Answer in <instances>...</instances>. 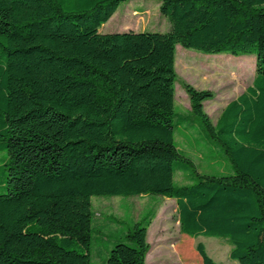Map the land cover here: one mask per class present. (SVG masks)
Returning <instances> with one entry per match:
<instances>
[{
    "label": "trees",
    "instance_id": "1",
    "mask_svg": "<svg viewBox=\"0 0 264 264\" xmlns=\"http://www.w3.org/2000/svg\"><path fill=\"white\" fill-rule=\"evenodd\" d=\"M127 1L0 0V264H98L92 197L149 194L175 199L180 233L227 239L231 260L264 264V0H157L168 31L98 32ZM177 44L256 54L251 85L215 125L212 93L183 86L229 174L184 173ZM179 171L191 183L174 185ZM153 212L113 234L103 264H146Z\"/></svg>",
    "mask_w": 264,
    "mask_h": 264
},
{
    "label": "rangeland",
    "instance_id": "2",
    "mask_svg": "<svg viewBox=\"0 0 264 264\" xmlns=\"http://www.w3.org/2000/svg\"><path fill=\"white\" fill-rule=\"evenodd\" d=\"M146 7L142 11V7ZM138 6L137 9L134 7ZM170 29L167 18L159 11L157 0H129L122 2L110 19L103 23L98 32L110 33L121 30L158 31ZM231 58V59H230ZM233 60V61H231ZM256 54L233 55L228 52L210 54L195 48H175L174 68V109L189 116L188 120L176 127L175 141L178 150L191 166L184 171L203 175L231 173V164L223 150L216 145L190 113L189 98L184 90L187 83L197 90H208L212 97L203 102V109L215 125L227 100L237 97L255 76ZM186 122H190L189 125ZM186 127L187 129H184ZM6 154V152H5ZM182 171V170H181ZM191 183L179 171L174 176V185ZM94 224L103 238L92 242L93 261L103 264L105 246L113 236L121 235L132 222L153 209V218L147 229L146 240L149 249L146 264H202L195 247L202 243L207 254L218 264H238L229 258L231 244L227 239L217 237H191L179 232L176 202L174 198L160 195L141 196H94L91 199ZM113 218L114 221L109 219ZM114 234V235H113Z\"/></svg>",
    "mask_w": 264,
    "mask_h": 264
},
{
    "label": "crops",
    "instance_id": "3",
    "mask_svg": "<svg viewBox=\"0 0 264 264\" xmlns=\"http://www.w3.org/2000/svg\"><path fill=\"white\" fill-rule=\"evenodd\" d=\"M230 59H231V58H230ZM231 61H233V60H231ZM232 99H233V98H232ZM232 99L227 100L226 104H227L230 100H232Z\"/></svg>",
    "mask_w": 264,
    "mask_h": 264
}]
</instances>
